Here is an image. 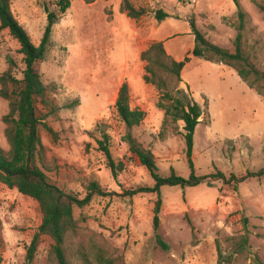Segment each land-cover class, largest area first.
Here are the masks:
<instances>
[{
	"label": "rangeland",
	"instance_id": "1",
	"mask_svg": "<svg viewBox=\"0 0 264 264\" xmlns=\"http://www.w3.org/2000/svg\"><path fill=\"white\" fill-rule=\"evenodd\" d=\"M122 0H96L90 4L71 0L70 8L52 27L45 58L37 71L55 107L49 113L39 105L43 118L41 144L43 170L49 181L66 193L83 199L87 186L96 182L113 195L94 196L83 208H74L77 228L66 239L71 264H264V98L226 66L191 58L180 85L188 86L191 99L202 110L194 133L191 160L197 186L161 188L158 234L168 246L156 244L152 229L155 194L129 196L136 189L152 187L153 180L123 142L126 129L115 109L123 83L129 88V105L145 113L133 136L155 157L158 174L170 170L188 179L191 170L183 140V123L163 124L157 89L143 81L145 64L140 54L162 42L167 54L182 61L193 48L187 20L214 45L233 51L236 8L233 0H128L148 11L133 20L121 12ZM249 17L246 44L253 48L264 70V13L252 0H238ZM257 3L264 0H254ZM10 8L34 45L46 27V9L57 13L56 0H10ZM170 18L157 22L153 12ZM16 63L22 78L24 64L18 43L7 30L0 31V76L7 60ZM8 103L0 97V148L8 151L3 119ZM102 134L110 138L114 159L124 170L114 180L98 150ZM220 174V175H219ZM219 175V176H218ZM221 175L225 180L221 179ZM235 179H231L230 177ZM0 264H25L26 250L41 224L38 205L30 198L0 184ZM246 236L244 249L236 246ZM232 239V240H231ZM52 241L40 237L32 264H55Z\"/></svg>",
	"mask_w": 264,
	"mask_h": 264
},
{
	"label": "trees",
	"instance_id": "2",
	"mask_svg": "<svg viewBox=\"0 0 264 264\" xmlns=\"http://www.w3.org/2000/svg\"><path fill=\"white\" fill-rule=\"evenodd\" d=\"M83 1L90 4L96 0ZM252 1L258 10L264 13V1L260 3ZM233 4L236 8V23L233 26L236 30V36L232 52L209 42L198 30L194 18H189L187 23L194 38V45L182 61L172 59L167 54L162 42L152 43L140 54V60L145 64L143 81L145 84L155 87L160 94L157 107L164 113L163 124L166 125L168 120L173 124L183 123L184 134L182 137L186 145L188 166L191 170L188 179L178 176L173 169L170 170L167 177L160 176L154 155L133 136L132 130L144 121L145 113L130 108L127 83L121 85L115 101L117 115L125 125L126 132L123 142L128 148V153L146 169L154 182L152 187L139 188L128 195L131 197L139 194L156 195L152 229L156 244L163 251H167L169 248L158 234L159 214L162 205L161 188L163 186L194 187L204 180L195 175L191 160L194 133L200 123L202 110L191 99L188 86H185L186 90L180 87L183 83L181 77L183 69L191 61V58L229 67L250 89L264 98V70L258 65L253 48H251V52L248 49L249 46L246 44L244 36L249 17L238 0H233ZM70 5L71 0H56L57 13L49 12L46 9L47 24L40 43L36 46L13 16L10 0H0V31L7 30L9 35L18 43L19 54L22 56L24 64L22 78L17 79L14 74L16 63L8 58V68L0 76V97L8 103V113L4 117L3 123L5 125L4 134L9 147L8 151L0 148V184L8 189H15L22 196L35 201L41 214V224L26 250L25 264H32L42 236H46L52 241L50 255L55 264H71L67 253L66 239L77 228L74 208L85 207L94 196L107 197L113 195L104 192L96 182H91L87 186L86 196L80 199L52 184L43 170L45 150L41 144L39 131L41 126H44L48 132L51 130L43 124V118L38 114V107L41 105L50 109L49 113L51 114L55 112V107L52 106L47 88L37 71V65L45 58L52 27L67 12ZM120 10L133 20H138L148 14L146 9L135 8L128 0L121 1ZM153 17L157 22L170 18L162 10L154 11ZM97 145L98 150L106 160L107 169L112 178L116 180L119 174L123 172L124 165L114 159L110 149L109 136L102 134V139L97 142ZM263 174L264 169L255 174H247L239 181H244L246 177H260ZM220 177L225 180L223 175ZM231 179L235 178L232 176ZM247 243V237L242 236L236 242V246L242 250ZM83 260V264H88L86 259ZM102 264L122 263L110 259L104 260ZM254 264L261 263L255 260Z\"/></svg>",
	"mask_w": 264,
	"mask_h": 264
}]
</instances>
